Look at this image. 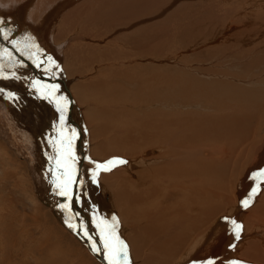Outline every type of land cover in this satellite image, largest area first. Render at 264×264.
I'll return each instance as SVG.
<instances>
[{
    "label": "rangeland",
    "instance_id": "1",
    "mask_svg": "<svg viewBox=\"0 0 264 264\" xmlns=\"http://www.w3.org/2000/svg\"><path fill=\"white\" fill-rule=\"evenodd\" d=\"M1 1H3V3L7 2V0ZM140 1L142 0L133 3ZM144 4L150 5L143 7ZM70 8H72V6H67L59 17L57 15L58 13L53 16L55 20L51 23L53 28L50 29L49 33L52 46L48 49L51 50L49 52L61 72L60 76L62 75L63 80L68 84V88L76 104L81 109V116L89 131L88 144L84 151V167L86 171L84 181L86 195L82 204V209L85 211L84 214H87L86 216L88 218L92 217L90 216L89 201L94 202L98 209L100 205H109L111 211L115 212L113 215L118 221L115 228V235L118 230H121L123 233L125 237L124 241L129 246L133 264H179L183 258V263L187 264L189 258L194 255L191 253L192 245L200 236L210 230H214V232L217 231L216 235H213V241L216 243H211L209 246V248H211L213 244L210 254L216 252L214 247L217 248V254L220 257L216 260V264H218V262L221 264H230L232 260L243 261L244 264H264L256 260L255 256L257 252L264 255V205H261V199L264 194V191H262L264 189V175L260 174L259 176L260 181L258 189L252 196L249 207H242V199L240 195L235 193V188L238 192V188L235 185L234 191L230 192L229 202L227 201L228 203H225L226 205L224 204V209L220 211V213L213 215L212 218L207 217L204 224L188 236L186 242L182 244L175 243V245L169 249L171 250L174 248L175 251L166 253L167 247L160 246L158 248L150 243L152 237L149 235V228L146 230L147 234L143 231V225L145 224L144 219H151L153 220L152 223L162 225V218L165 216L163 210L165 207L163 208V206L171 204V208L173 207L174 211L180 209L178 198H180L179 192L181 189L175 185L170 186L174 197L170 198L171 202L168 201L169 203L164 199L158 201V209L160 208L159 216L156 215L154 209L150 206L143 207L144 209L141 207L140 212L145 210V213L138 214L137 216H134V209L125 213V211L120 208V199L122 197L120 195V189L124 190V186L127 185L129 186V192L133 194H138L148 189L155 180L162 178L156 176L154 171L152 173V170L148 166L157 168L163 163L149 162L145 164V162L142 161L138 166L135 160L137 159L136 157H130L128 154L119 153V151L116 153H119L123 157L119 156V159L126 160L128 163L120 164L114 162L112 165L107 164V161H115V158H118L112 153H110L111 155L100 154L105 152V139L112 140L113 138H111V135H100L98 138L93 139L96 134L88 119L89 112H86L89 111L87 108L88 105L91 108L90 113H95L107 107L115 108L117 111H123V114L126 113L124 116H127L126 119L124 117V122L136 118L135 116H137V114L141 119L154 121L153 119L161 115L160 113H169L174 118L181 120L183 116L188 117L189 115L187 113L189 112L219 114L214 108V105L210 106L208 102L209 95L206 90L201 89L200 81L205 83L232 81L238 85L260 91V94L256 92L260 101L259 112L256 113L253 120L244 124L247 125L244 133L246 140L240 146L241 149L239 148L242 152V158L245 157L243 158L244 167L240 175L236 176L234 180V184L240 185L246 179V175L249 170H251V167L253 168L257 164L258 166L264 165V160L261 158L258 159L260 154L264 152V16L262 15V13H264V0H148L139 5L137 9L127 7L134 15L130 12L127 13L124 18L117 19L113 17L117 14L125 15L126 11L112 1H103L101 8L97 11L95 10L96 12L94 11L88 14L85 9L79 13L78 16L83 18V22L76 18L67 24L64 22L67 13L65 15L64 13L66 9L67 11L69 10L68 14L71 13ZM252 10L255 11L256 14L261 13V15L252 19L253 22L250 26L252 30L243 33V37H245L246 41L248 38L251 39V41L247 43V46L242 51L237 50L238 47L234 49L236 46L232 47L233 43L230 36L226 38L222 37V40H220L219 37L222 35L223 30L229 26L227 24L235 23L237 20L239 21L240 18L243 19L244 17H248V14L251 13ZM28 11H30V9H28ZM39 11L41 10L33 11L31 16L34 21L33 24H35L33 27L36 32L30 27L33 24H29L28 21L25 24L29 27L28 31L31 34L36 33L37 37L42 38L40 33L43 32V27L48 17L50 19L52 18V11H45L46 13H40ZM215 15L218 18L227 16L226 19L230 22L226 19L217 20ZM234 17L237 20L234 19ZM7 18L12 19L13 16L9 15ZM202 18H208L207 21L209 22L205 20L206 24H208L206 26L210 25L209 29L214 31L212 32L213 37H211L212 39L210 40H208L209 38L207 37L210 36L208 33L211 31H208L207 27L196 26V22L199 20L202 21ZM212 18L213 20H211ZM15 19L16 17L14 20H9L10 23L8 21L9 24H5L4 27H13V31H16L14 27L17 21H15ZM214 20H216V22ZM220 20L221 23L223 21L224 24H221ZM212 21L213 23H210ZM168 24L171 25L172 34L175 38H173L172 41L175 40L176 42L179 40L180 43L172 49L169 48L170 44L166 43L164 49H158V52H161L158 54L148 52L146 41L143 40L146 39L144 37L145 33L148 30H162ZM61 25L65 27V32L63 33V37H58ZM113 25L118 26L119 30L124 31L129 41L130 38H137L138 42H131L129 46L120 45L115 36H110L106 32H101L103 30L111 31ZM126 27L129 28L130 37L126 32ZM218 27L222 29L218 30ZM261 28L262 31H259ZM6 31L7 30L4 31L0 29V36H3L6 42H15L16 36H22L19 30L17 33L12 32L13 34L6 33ZM28 31L25 30L26 33H28ZM234 31H240L238 26L234 28ZM46 34L48 35V29L46 30ZM27 38L29 39L30 36ZM19 41L20 40L15 42L16 45H18ZM33 41L36 42L35 39H33ZM148 42L150 45L154 43L153 41ZM58 45H62L60 48L63 49L56 47ZM81 46L83 48H81ZM2 47L3 46H0L2 49H0V82L8 81L14 85L26 88L24 92L28 91L33 98L36 97V95H40L39 91L41 90L36 89L42 85L44 94L46 90L44 89L46 81L31 70L27 61H22V59H25L24 57H16L10 52L6 53L7 50ZM52 47L57 48L53 50L56 57H58L56 53L59 54V50H61L60 54H62L63 57L59 56L61 57L60 62H57L53 57ZM72 47L75 49V54L71 52L74 50ZM69 52H71L73 56H71ZM88 57L90 58L89 60ZM249 62L253 63L249 74L241 79H237L236 76L246 73L244 67H246ZM256 63H258L259 66H255ZM162 69L164 71H169L171 69L170 72L175 71L180 73L179 83L168 85V83L162 82L161 79H156L154 73L158 70L163 71ZM53 74L54 73H52V75ZM232 75L235 77H232ZM54 81L55 80L51 78V85H54ZM134 82H136V84H133ZM34 85L36 87H34ZM166 86L169 90L175 92V94H168ZM52 87L60 90L57 86ZM28 92L26 94H28ZM81 92L82 96H84V93L87 94L86 101L82 100L80 96ZM141 93H143L142 97L145 101H139V105L136 106L138 94ZM0 95L7 96L9 99L5 101L0 96V101H3L2 104H4V101L6 102V110L3 109L2 111L5 110V113H11V124L7 123L5 119L0 116V264H56V259L60 256H70V264H102L88 250L85 243L68 229L63 218L59 215V213H62L60 211V204L61 197H63V195L59 193L64 191V177L62 178L61 174H65L66 170H69L66 168V163L70 164V171H73L71 177H74L76 174L78 175L80 167H77L78 162L68 148L64 134L59 133V129L57 134H55L56 139L58 138L60 141L61 147L59 148V145H57L54 140L55 137H53L49 131V127H47L50 124L53 127L55 126L54 128L57 130L55 111L51 109L47 103L45 104L47 111L44 110L42 108L43 106L41 107L39 104V101H36L32 103L33 105H30V107L28 106V108H32V111H34L36 115L32 113L29 115L24 104H22V106L21 103L18 105L20 98L19 92L16 90L11 92L10 89L6 90V87H0ZM60 96L66 98L64 100L68 99L67 95L64 96L62 94ZM145 97L148 98L146 99ZM261 97L263 98L262 100ZM40 98H45L44 102L50 101L43 95ZM37 99H39V97H37ZM168 99L169 102L167 101ZM178 99H180L179 103L173 104L174 102L172 101ZM14 103L16 104V108L14 107ZM150 103L152 105H150ZM210 103H212L211 100ZM203 109H206L205 112H203ZM129 110H131L132 113L137 111V114L135 113V115H133L129 113ZM47 112L48 114H46ZM79 120L83 125V121L80 117ZM125 124L123 123L124 127H126ZM75 127L77 128L76 124ZM25 128L29 130V133L23 135L26 130ZM21 131L23 133H21ZM14 132H16V134ZM60 134H62V139L59 137ZM80 135H82V137H87V133H85V131L83 132L80 128L78 129L74 137L77 147H80L81 141L78 140V136ZM42 143L45 144L42 145ZM97 143L101 144L99 145L100 149L98 154L93 156L91 155L93 151L92 148L96 146ZM18 144H20L21 147H19ZM23 145L31 149V152L28 151V155L24 152L25 148ZM44 146L48 150L44 148ZM255 146L260 148H255ZM142 147L147 148L149 152L152 150V148H149L151 145H143ZM252 147L254 149H252L253 151H251ZM21 148L22 150H20ZM156 151L155 149L152 150V154L147 155L146 158L154 156ZM145 152H147L146 149L139 154H144ZM38 155H40V157ZM29 158L31 163L28 161ZM74 160L77 162L76 166L73 165ZM247 160H250L249 163ZM35 163L38 164V167H36L37 164L35 166ZM97 165H100V167H97ZM146 166L147 168L145 171H148L150 174L148 177L143 175ZM35 167L41 168V170H37ZM45 176H48L49 179L47 177L45 178ZM75 183L72 188L73 191L75 190ZM43 185H45L46 188H44ZM95 187L96 189L100 187V194H97ZM72 190L70 191L72 192ZM250 193L251 192H248L246 194V198L249 197ZM97 197H100V200H98ZM218 200L219 198L216 202ZM173 203L177 205L178 208H174ZM219 203H223V201ZM71 205L72 204H68L70 209ZM235 207H237V213L233 212ZM143 214H147L145 218ZM93 215H95V213H93ZM96 216L98 220L97 223H101L103 217H99L97 213ZM197 216L199 217L200 213H198ZM172 217L174 223L182 219V215H172ZM223 217L233 218L244 226L241 232V239L236 241L237 245L234 249L228 248L229 244L235 241L231 232L232 225L229 221H225ZM73 219L74 217L72 218L74 222ZM100 223L96 226L103 230ZM112 223L113 221L111 225ZM125 224H128V228ZM136 226L139 230L135 228ZM209 226L211 227L209 228ZM124 228L126 231L123 230ZM109 229L111 228H108V231ZM172 231H175L173 237L177 239V228L173 227ZM148 236H150V238ZM143 237L146 240H144ZM249 243H252L251 247ZM155 245H157V243ZM214 256H216V254ZM166 259L168 260L167 262ZM208 259H210V255L204 260H198L197 264H201L203 261L206 262Z\"/></svg>",
    "mask_w": 264,
    "mask_h": 264
},
{
    "label": "bare ground",
    "instance_id": "2",
    "mask_svg": "<svg viewBox=\"0 0 264 264\" xmlns=\"http://www.w3.org/2000/svg\"><path fill=\"white\" fill-rule=\"evenodd\" d=\"M103 1H112L114 4L121 6L124 9V11H126L125 15L117 14L115 15V17H113L117 19V18H124L127 13H130V12L132 13V11L130 9H127V7H132L131 9H137L139 5L143 4V2L145 3L148 0H142L143 2L140 1L136 3H133V2L139 1V0H7V2H4V3L3 1L0 0V29L1 30L3 29L4 31L7 30L6 33H9V34H13V33H17L21 31L19 33L20 35H22V36H19V35L16 36L17 41L20 40L18 42V45H16L15 43L17 42L16 39H15V42H6L5 41L6 39L4 40L3 39L4 37L0 36L1 38L0 46H3L7 50V52L5 50L6 53L10 52L16 57L17 56H20V58L24 57L25 59H22V61H27L28 64L30 65L31 70L34 73H37L40 77H42L46 81V85L44 88L46 90H45V93L43 94L42 85L39 86L36 90L38 89L41 90L39 91L40 95L35 94L36 97L33 98V96L30 95L28 91L27 92L29 95L26 94L27 92H24L26 91L25 90L26 88L20 87L19 85L18 86L14 85L8 81L0 82V87H3V88L6 87V90L10 89L11 92H13V90H16L17 92H19L20 98H19L18 105L20 103H21V106L22 104H24L25 109L29 115H31V113L34 114L35 112L32 111V108L31 109L28 108V106L30 107V105H33L32 103L36 101L37 102L39 101V104L41 105V107L43 106L42 108L44 110L47 111L46 106H45V104L47 103L49 107L55 111L56 118H57L56 120L57 130L54 128L55 126L53 127L50 124L47 127H49V131L51 132L53 137H55L54 140L56 144L59 145V148L61 147L60 141L58 140V138L56 139L55 134H57L58 129H59V133L64 134V138L66 140L65 142L67 143L70 151L75 156L76 158L75 160L78 162L77 167L78 168L80 167L78 174H80V171H81V175L79 176L80 186H78L79 190L77 194V201H78L77 208L76 206L73 205V209L76 208V211L78 213L77 217L78 218L80 217V219H82V220L79 219L80 223L83 222L84 223L83 228L86 231H88V233L86 232L87 236L85 234L86 239L92 242L91 243L92 245H93V241H95L97 246L100 248L101 250L100 252H102V254L104 250L102 238L104 235L108 234V228H111L110 226H112L111 225L112 217L114 216L113 214H115V212L111 211L108 204H106V206L100 205V208L98 209V207L94 204V202L89 201L90 216L92 217L88 218L86 216L87 214L86 215L84 214L85 211L84 209H82L83 208L82 204H83V200L86 195L85 194L86 188H85V182H84L85 177H86L85 175L86 171L84 167L85 156L82 153V149H84L85 151V147L88 144L87 140L89 137V131H88L87 125L83 117L81 116L82 115L81 109L76 104L71 94V91L68 88V84L63 80L62 75L60 76L61 72L49 52L51 50H49L48 48L52 46V41H51L49 33H50V29L53 28L51 23L55 20L53 17L54 15L58 13L57 15L59 17L61 15V12H63V10H65L67 6L69 7L72 6V8H70L71 13L68 14L69 10L67 11L66 9L67 12L65 11L64 15L66 13L67 15L64 19V22L69 24L71 20L76 19V18H78L79 21L83 22V18L78 16L79 13L85 9H86V13L88 14H90L91 12L93 13L95 10L97 11L101 8ZM149 5L150 4H144L143 7L149 6ZM28 9H30V11H28ZM39 9L41 10L39 11L40 13L45 12V11L48 12L50 10L52 11L51 12L52 20L48 17V20L45 21V25L43 27L44 34L43 32L40 33L42 38L37 37L36 33H34L35 35L31 34L28 31L29 27L25 24L27 23V21L29 24H33L34 21L31 18L32 13L33 11L35 12V10L38 11ZM27 11H28V14H27ZM132 14L134 15V13ZM9 15L13 16V18L8 19L7 16ZM248 15H249L248 16L249 18L244 17L243 18L244 20L240 18L239 21L234 17V19H236L237 22H235L236 21L235 20L234 21L235 23L227 24L229 26H227V28L225 27L226 29L223 30L222 35H220L219 37L220 40H222L221 39L222 37L226 38L227 36H230L231 37L230 39L232 40V43H233L232 47L236 46L234 47V49L238 47L237 50L242 51L247 46V43L251 41V39L249 38L246 41L245 37H243V33L248 30H252L250 27L253 22L252 19L259 17L261 13L256 14L255 11L252 10V12L249 13ZM262 15L264 16V13H262ZM15 17H16L15 21L17 22L14 28H16V31L15 30L13 31L12 29L13 27L9 28L7 26L9 29H12V30L5 28L4 25L7 24L9 20L10 21L14 20ZM226 17L227 16L218 18L215 15V18L217 20L219 19L225 20ZM208 18L206 19L202 18V21L201 20L197 21L196 26L207 27L208 31H211V29H209L210 25L206 26L208 25L206 24V21L208 20ZM211 20H213V18ZM226 20L229 21L228 19ZM214 21L216 22V20ZM210 23H213V21ZM220 23H221V20H220ZM33 26H35V24L31 25L30 27L33 30H35ZM236 26H238L240 31H234V28ZM64 28H65L64 26L62 25L60 26L58 37L64 36L63 35V33L65 32ZM47 29H48V35L46 34ZM217 29L221 30L222 28L218 27ZM25 30H27L28 33H26ZM259 31H262V28L259 29ZM101 32H106L110 36H115L116 39L119 41L120 45L122 44L124 46L125 45L129 46V43L131 42H134V43L138 42L137 38H130V41H129L124 31L119 30V27L115 25L111 27V31L103 30ZM126 32L128 36L130 37V31L128 27H126ZM212 32L214 31L212 30L210 33H208V35L210 34L209 37L206 36L207 38H209L208 40L212 39L211 38L213 37ZM29 36L32 39L30 38L28 39L27 37ZM144 37L146 39H143V40L146 41V47L148 46V52L152 54L161 53V52H158V49H164L166 43L170 44L169 48L171 49L180 43V41L177 39L176 40L179 42L177 41L175 42V40L172 41L174 36L172 34V27L169 24L162 30H158V29L148 30L145 33ZM38 38H39V41H38ZM33 39H35L36 42L38 43L34 42ZM148 41H153L154 43L150 45ZM61 46L58 45L56 47H58L59 49H63V48H60ZM56 47H52V51L54 49H57ZM81 48L83 47L81 46ZM60 52L61 50H59V54L56 53V55L58 56L56 57L53 51V57L55 58L57 62H60L61 57H63V55L60 54ZM71 52L75 54V49L72 50ZM70 55L73 56L72 53ZM49 57H51V60H49ZM89 59L90 58L88 57V60ZM252 66H253V63L249 62L248 65L244 67V70L246 73L239 74L238 76H236L237 79H241L242 77H245L247 74H249V72L252 69ZM255 66H259V64L256 63ZM170 70L169 71H164V70L159 71L158 70L157 72L154 73V75H156L155 78L161 79L162 82H166V84L168 83V85L179 83L181 74L175 71L170 72ZM52 73L54 74L52 75ZM232 77H235V76L232 75ZM51 78L55 80L54 85H51L52 84ZM133 84H136V82H134ZM200 85H201V89L206 90L209 95L208 102L210 106L214 105V108L219 112V114L218 113L189 112L187 113L189 115L188 117L183 116L181 120H178L174 118L172 115H170L169 113H160L161 115L157 116V118H154L153 119L154 121H149L143 118L141 119V117L137 114V111L132 113L131 110H129L130 111L129 113H132L133 115H135L136 113L137 116H135L136 118H132L131 120L124 122L127 117V116H124L126 113L123 114V111L121 112L119 109H118L119 111H117L115 108L107 107L106 109L104 108L102 110L100 109L95 113L93 112L90 113L91 108L87 105V108L89 110V111H86V112H89L88 119L94 129V133L96 134L93 137V139L98 138L100 135H107V136L111 135V138H113L112 140L105 139V146H104L105 152L100 153V154L111 155L110 153H112V154H115L116 157L118 158L119 156L122 157L119 153H124L126 155L128 154L130 157L137 158L135 160L138 166L140 163H142V161H144L145 164H148L149 162L163 163L157 168L148 166L152 170V173L154 171L156 176L162 177V178H158L157 180H155V182H153L148 189H145L141 193H138V194L130 193L129 186L127 185L124 186V190L120 189V195L122 196L120 199V205H121L120 208L123 211H125V213L134 209V212H133L134 216H137L138 214L140 215L142 213H145V210H142L140 212L141 207L143 208V207L150 206L154 209L156 215L159 216L160 208L158 209V201L159 200L162 201V199H164L167 203H169L168 201H170V198L174 197V195L171 192L170 186L175 185L181 189L179 192L180 198H178L180 209L177 211H174L173 207L171 208V204L163 206V208L165 207L163 209L165 216L162 218L163 219L162 225L158 223H152L153 220L151 219L150 220L144 219L145 224L143 225V231L146 232V230L149 228L148 229L150 233L149 235H151L152 237L151 239L152 242L150 241V243H152L154 246L158 248L160 246L167 247L166 253L175 251L174 248L169 250L171 247L175 245V243L182 244L186 242V239L188 238V236L192 234L194 230H197L198 228H200V226L204 224V221L207 219V217L212 218L213 215H217L218 213H220V211L224 209L223 208L224 204L229 202L230 192L234 191V187L237 186L238 192L235 188V193L240 195L241 199H245L247 196L246 194L248 192H252L253 188L257 190L258 184L260 181V177H259L260 173L256 170H258V168L262 169L264 167V165L258 166V164L256 163L257 165L255 164L256 166H254L253 168L252 167L250 168L251 170H249V172L247 173L246 179L240 185L234 184V180L236 179V176L240 175L244 167L243 158L245 157L242 158L241 156L242 152L240 151L241 149L240 146L246 140V136L244 135V133L246 131L247 125H244V124L253 120L256 113L259 112L260 101L258 99L259 97H257L256 92L259 93L260 91H255V89H251L245 86L238 85L232 81L220 82V83H215V82L205 83V82L200 81ZM52 86H55V87L57 86L58 89L60 90H57L56 88L54 89ZM34 87L36 86L34 85ZM166 90L168 94H175V92L169 90L167 86H166ZM62 94L64 96L67 95L68 99L62 100V97L60 96ZM142 94L143 93L138 94V101L136 100L137 102L135 104L136 106L139 105V101H145L144 98L142 97L143 96ZM42 95L48 98V100L50 101L44 102L45 98H40ZM0 96L5 101L9 100L7 96H4V95L3 96L0 95ZM80 96L82 97V100L84 101L87 100L86 93H84V96H82V92H81ZM37 97H39V99H37ZM145 98L147 99L148 97H145ZM262 99L263 98L261 97V100ZM22 100H23V103H22ZM210 100L212 103H210ZM5 101H4V104H2L3 101L2 102L0 101L1 102V105H0L1 115L0 116L3 119H5L7 123L11 124L10 122L11 113H8V112L5 113V110H6ZM167 101L169 102V99ZM179 101L180 99L176 101H172V102H174L173 104H175V103H179ZM15 103H14V107L16 108ZM150 105L152 104L150 103ZM3 109L5 110L2 111ZM61 109H64L63 113H61L60 111ZM205 110L206 109H203V112H205ZM46 114H48V112ZM78 115L82 119L83 125L80 123ZM74 123L76 124L77 128L75 127ZM123 123L124 124L126 123L125 124L126 127H124ZM79 128L83 132L85 131V133H87V137L85 136L82 137V135L78 136V140L81 141V143H80V147H77L76 142L74 141V137ZM14 133L16 134V132ZM21 133L23 132L21 131ZM25 133L26 134L29 133V130L26 129L23 135H25ZM62 134H60L59 136L61 139H62L61 137ZM83 141H85L84 146H82ZM20 144H18L19 147H21ZM44 144L42 143V145ZM99 145L101 144L97 143L96 146L92 148L93 151L91 155L95 156L96 154H98V151L100 149ZM143 145H147V146L151 145V147L149 148H152V150L154 149L157 150L155 155L152 157L146 158L147 155L152 154V150L149 152L147 148L142 147ZM24 148L26 149V150L24 149V152H26V154L28 153V151L31 152L30 148L28 147L26 148L25 146ZM44 148L46 147L44 146ZM255 148H260V147L255 146ZM145 149L147 150V152H145L144 154L142 153L143 155L139 154ZM252 149L253 147L251 148V151L254 150ZM20 150H22V148ZM116 152H119V153H116ZM38 156L40 157V155ZM30 158L28 159V161L31 163ZM260 158L264 160V152L260 154L258 159ZM75 160L73 164L74 166H76L77 164ZM247 161L249 163L250 160H247ZM37 163H40V162H37ZM37 163H35V166ZM66 164H67L66 168H68L69 170H66L65 174H61V176L62 178L64 177V184L62 183L64 185L63 192L67 193V195L65 196L63 195V197H61V204H60L61 210L60 211L62 213H59V215L63 218V221L66 224V226L68 225V223L69 225L71 224L73 226L75 225V222L72 221L73 215H71L70 213L71 209L70 207H68V204H72L71 203L72 194L73 192H75V190L73 191L72 188L74 187V183L77 180L76 178L78 175L76 174L74 177H71V173L73 171H70L71 170L70 164L69 163H66ZM36 167H38V164ZM146 168L147 166L144 168L143 175L145 177H148L150 174L148 173V171H145ZM36 169L41 170V168L40 169L36 168ZM74 172H75V168H74ZM254 172H255V175H252V173ZM40 177H41V174H40ZM46 177L48 178V176H45V178ZM43 187L46 188L45 185H43ZM99 188L96 189L95 187V189L97 190L96 191L97 194L101 193V190ZM70 190H72V192ZM262 191H264V189ZM43 194H44V191H43ZM218 198L219 200L216 202ZM97 199L100 200V197H97ZM220 201H223V203H219ZM95 203H98V202H95ZM261 205H264V194L261 199ZM175 206L177 205H174V208H178V206L177 207ZM236 210H237V207L234 208L233 212H236ZM93 213H95V215H93ZM96 213L98 214L99 217H103L101 223L99 222L101 224L100 226L103 227V230L99 229L98 226H96L99 224L97 223L98 220H97ZM198 213H200L199 217L197 216ZM146 215L147 214H143L144 218L146 217ZM172 215H182V219H180L177 223H174V219ZM73 220L75 221V219ZM215 221L218 222L217 220ZM125 225L126 227L128 226V224H125ZM173 227L177 228L178 230V232H176V234H178L177 239L173 237V234L175 233V231H172ZM210 227L211 226H209V228ZM79 228L80 226L78 225V229ZM135 228L137 229L138 227L136 226ZM68 229L71 232H73L71 228L68 227ZM123 230L126 231L125 228ZM81 231H82V227H81ZM216 233L217 231L214 232V230H210L208 232H205L202 236H200L195 241V243L191 247V253L194 255L191 258H189V262L187 264H192L193 261L198 262V260L200 259L204 260L205 258L209 257V255H210V258L212 257L215 260V262L217 259H219L220 256L217 254L216 247H214L216 252H214L213 254H210L213 248V244L216 243L215 241H213V235H216ZM89 234L94 235V237L98 236L100 239L98 240L93 237L91 240H89L88 238ZM116 235L121 237L122 236L121 230H118ZM76 237L81 239L79 236H76ZM148 237L150 238V236ZM143 239L146 240L144 237ZM122 240L124 241L125 239L123 238ZM234 242L237 245V242L236 241ZM156 243L157 245H155ZM211 243L213 244L211 245V248H209ZM249 245L251 247L252 243H249ZM228 248L230 249L229 246ZM88 250L90 251L89 248ZM215 254L216 256H214ZM93 255L95 256V254ZM255 256H256V260H259L260 262L264 263V255H261L257 252ZM154 258H151V259H154ZM97 260L100 261L102 264H104L98 258ZM167 261L168 260L166 259V262ZM183 262H184V258L179 264H184ZM203 263L204 261L201 264ZM218 264H221V263L218 262Z\"/></svg>",
    "mask_w": 264,
    "mask_h": 264
},
{
    "label": "snow or ice",
    "instance_id": "3",
    "mask_svg": "<svg viewBox=\"0 0 264 264\" xmlns=\"http://www.w3.org/2000/svg\"><path fill=\"white\" fill-rule=\"evenodd\" d=\"M49 60H51V57H49ZM62 99H66V98L62 97ZM60 111L61 113H63L64 109H61ZM114 162H117L120 164L128 163V161L119 159V158H115V161L113 160L107 161L106 163L109 165H112L114 164ZM97 167H100V165H97ZM106 170H110V169H106ZM256 171H258L261 175H264V168L256 170ZM252 175H255V172L252 173ZM255 192H256V189L253 188L252 192L249 194V197L241 200L242 207L244 208L249 207L251 203V198L255 194ZM59 194L67 195V193L65 192H60ZM223 219L225 221H229L230 224L232 225L231 232L234 236V240L235 241L240 240L241 232L244 227L243 224L230 217H223ZM112 221L113 223H112L111 229H109L108 234L104 235L102 238L104 249H105L104 258L107 261V264H133V261L130 256L128 244L125 241H123L119 236L115 235V228L118 223L117 218L113 216ZM69 227H72V225H69ZM85 234L87 235V233ZM88 238L89 240L92 239L91 236H89ZM229 247L234 249L236 247L235 242L230 243ZM92 250L94 252L101 251L95 241H93ZM192 264H197V262L193 261ZM204 264H215V260L213 258H210L206 262H204ZM230 264H244V262L239 261V260H232Z\"/></svg>",
    "mask_w": 264,
    "mask_h": 264
},
{
    "label": "water",
    "instance_id": "4",
    "mask_svg": "<svg viewBox=\"0 0 264 264\" xmlns=\"http://www.w3.org/2000/svg\"><path fill=\"white\" fill-rule=\"evenodd\" d=\"M85 145V141H83V143H82V146H84ZM82 153H83V155L85 156V153H84V149H82ZM81 175V171H80V174H78V176H77V180H76V185H75V192H73V194H72V201H71V203H72V205H71V213H72V215H73V217H74V219H75V225H73L72 227H69V223H68V227L69 228H71L72 229V231L74 232V234L76 235V236H79L81 239H82V241L88 246V248L90 249V251L93 253V254H95V256L99 259V260H101L104 264H107V261L105 260V258H104V250H103V254H102V252H94L93 250H92V242H90V241H88L87 239H86V236H85V233L86 232H88V231H86L83 227H84V223L83 222H81L82 223V225H81V223H80V220H82V219H80V217L78 218L77 217V211H76V208H77V203H78V201H77V194H78V186H80V176ZM73 205L74 206H76V208L75 209H73ZM81 215V214H80ZM80 219V220H79ZM71 225V224H70ZM78 225L80 226V228L78 229ZM81 227H82V231H81ZM89 236H92V237H94V235H89ZM94 238H96V239H100L98 236H95Z\"/></svg>",
    "mask_w": 264,
    "mask_h": 264
},
{
    "label": "crops",
    "instance_id": "5",
    "mask_svg": "<svg viewBox=\"0 0 264 264\" xmlns=\"http://www.w3.org/2000/svg\"><path fill=\"white\" fill-rule=\"evenodd\" d=\"M120 238H124L125 239V237L123 236V233H122V236ZM58 259H56L57 260L56 264H58V262H59V264H70L69 260L71 259V257L70 256H66V257L65 256L64 257L60 256ZM37 264H39V263H37ZM81 264H83V263H81Z\"/></svg>",
    "mask_w": 264,
    "mask_h": 264
}]
</instances>
